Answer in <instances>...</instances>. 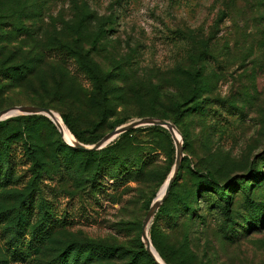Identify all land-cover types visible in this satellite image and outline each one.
I'll return each mask as SVG.
<instances>
[{"label":"rangeland","instance_id":"rangeland-1","mask_svg":"<svg viewBox=\"0 0 264 264\" xmlns=\"http://www.w3.org/2000/svg\"><path fill=\"white\" fill-rule=\"evenodd\" d=\"M14 106L53 109L75 142L50 115L0 121V264H154L143 222L179 146L147 226L164 262L264 264V0H0ZM143 118L178 136L145 122L96 157L75 146ZM24 220L36 261L9 249Z\"/></svg>","mask_w":264,"mask_h":264},{"label":"water","instance_id":"water-1","mask_svg":"<svg viewBox=\"0 0 264 264\" xmlns=\"http://www.w3.org/2000/svg\"><path fill=\"white\" fill-rule=\"evenodd\" d=\"M13 113H16V114H13ZM20 114H45L47 116H49V114H50V115L54 116L55 111L53 109L47 108V107H31V106L8 107V108H5V109L0 111V121H2L4 119H7V118H9L11 116L20 115ZM145 122H149V123H153V124H157V125H161V126H166L172 132H173V127H175V125L172 122H170V121H168L166 119L143 118V119L134 121V122H132L130 124H127L125 126H122V127L118 128V129L113 130L112 132L108 133L106 136H104L100 141H98L94 145L88 146V145H85V144H82V143H78L75 146L79 147V148L86 149V150L100 149V148L104 147L118 133L127 131L128 129L134 127L135 125H138L140 123H145ZM181 155H182V147L179 146V148H178V159H177L176 167H175V170L173 171V173L171 174V176L169 177V179L167 181L165 194L162 196L161 201H160V203L157 206L152 205L150 212L147 214V216L145 217L144 222H143V232H142L143 242L145 243V246H146L147 250L149 251L150 255L154 258V260L158 264H166V263H164L160 259H158V257L153 252L152 248L155 249V247L153 246L152 241H151V239L149 238V236L147 234V226H148L149 221L151 220L152 216L156 213V211L158 210L159 206L162 204V202L164 201L165 197L167 196V194L169 193V191H170V189H171V187L173 185L174 179L176 177L177 170L179 168V161L181 159ZM157 253H158V251H157ZM158 255H159V253H158ZM160 258H161V256H160Z\"/></svg>","mask_w":264,"mask_h":264},{"label":"trees","instance_id":"trees-1","mask_svg":"<svg viewBox=\"0 0 264 264\" xmlns=\"http://www.w3.org/2000/svg\"><path fill=\"white\" fill-rule=\"evenodd\" d=\"M178 114H180V112H178ZM37 118L36 115H28V116H19V119L21 120H35ZM12 120V119H11ZM10 121L8 120H5L2 122V124L0 126H3V125H8ZM176 123V122H175ZM77 137L87 143H94L96 142L99 138L98 137H94V138H90V139H87L85 140L84 138H81L80 135L78 133H76ZM108 149V148H107ZM110 149L108 150H105L104 152H109ZM6 151H7V167H8V171L11 169V171H13L14 169V166H13V163H12V157L10 156L11 155V145H8L7 148H6ZM2 152H3V149H2ZM86 152L87 154L91 155V156H98L99 154L102 153L99 152V151H94V150H90V151H84ZM2 167H5V165L1 166L0 165V173L2 174ZM7 169V168H6ZM7 171V170H6ZM5 171V172H6ZM10 171V172H11ZM12 173V172H11ZM36 177V176H34ZM174 184V183H173ZM173 186V185H172ZM32 195V193L30 194ZM221 195L224 199H227V196H225V191H223V188H221ZM227 202H229L227 200ZM23 209H25V207L23 206H20V210H19V213H21L20 216H23L25 215L24 212H23ZM23 220V219H21ZM28 223L27 221L25 222L24 220V224L19 222L17 225L14 226L13 228V237L11 239V244L9 245V249L10 251L12 252L11 255L13 258H15L17 261H21V260H25V257L29 258V257H32V255L34 254H39V231H38V227L36 226L33 231H30L31 232V235H32V239H30L28 241V245L26 246V244H24L25 240L23 241V238L25 237V230L28 231ZM140 247H141V250H144L149 256H150V259L151 261L154 263V264H158L154 258L150 255V253L147 251V249H145V244L143 241H140ZM67 252V251H66ZM64 252V254L66 253ZM38 258L36 257H32L30 258L31 261H36ZM7 261V260H5ZM65 261V259H64ZM39 263V262H38ZM63 263V262H62ZM65 263V262H64ZM63 263V264H64ZM168 264H171L167 261ZM61 264V262H60Z\"/></svg>","mask_w":264,"mask_h":264},{"label":"bare ground","instance_id":"bare-ground-1","mask_svg":"<svg viewBox=\"0 0 264 264\" xmlns=\"http://www.w3.org/2000/svg\"><path fill=\"white\" fill-rule=\"evenodd\" d=\"M13 114H16V113H13ZM49 115H50V114H49ZM50 116H51V118L53 117V118L56 120V121H55V120L53 119L55 122H57V124H58L59 128L61 129V131L63 132L64 136H65L67 139H70L72 143H74V142H75L74 136H73L71 133H69L66 129H64L65 127H64V125L62 124L61 116H60L58 113H56V112H55L54 116H52V115H50ZM173 131H174L175 134L178 136V132H177V130L175 129V127H173ZM69 134L72 136V138L69 136ZM166 186H167V185H164L163 189L160 191V194H159L158 199L153 203L154 206H157V205L160 203L162 196L165 194ZM152 249H153V252L155 253V255L158 257V259H160L162 262H164V260L161 259L162 257L160 258V256H159L160 254L158 255L157 251H156L154 248H152ZM164 263H165V262H164Z\"/></svg>","mask_w":264,"mask_h":264}]
</instances>
